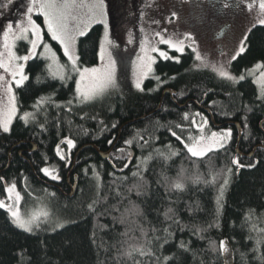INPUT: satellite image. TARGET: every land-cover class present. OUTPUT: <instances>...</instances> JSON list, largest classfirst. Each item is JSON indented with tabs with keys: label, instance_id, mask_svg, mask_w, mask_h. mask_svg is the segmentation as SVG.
I'll return each mask as SVG.
<instances>
[{
	"label": "trees",
	"instance_id": "trees-1",
	"mask_svg": "<svg viewBox=\"0 0 264 264\" xmlns=\"http://www.w3.org/2000/svg\"><path fill=\"white\" fill-rule=\"evenodd\" d=\"M106 3L111 19L130 20L142 31L146 0ZM104 34L96 24L79 39L81 68L99 63ZM27 48L20 43L19 50ZM170 54L157 61L142 90L92 102L77 98V76L61 81L44 58L28 62L29 78L16 89L17 117L10 132L0 133V170L24 195L52 193L66 223L27 232L0 208V264H264V94L254 80L264 65V25L250 31L231 64L235 81L196 68L191 49ZM166 90L175 95L163 97ZM200 107L210 115L203 117ZM24 113L32 114L27 123ZM211 117L234 137L223 149L194 157L172 132L196 136L200 120L216 128ZM67 139L75 143L71 159ZM63 143L64 162L57 154ZM121 145L135 158L117 150ZM88 146L115 150L104 160ZM237 158L245 167L232 163ZM45 167L67 197L44 186ZM69 174L72 186L78 177L73 195Z\"/></svg>",
	"mask_w": 264,
	"mask_h": 264
},
{
	"label": "rangeland",
	"instance_id": "rangeland-1",
	"mask_svg": "<svg viewBox=\"0 0 264 264\" xmlns=\"http://www.w3.org/2000/svg\"><path fill=\"white\" fill-rule=\"evenodd\" d=\"M245 2L246 4L242 7L243 12L242 14H239L240 16L231 18V20L230 18L227 19L233 23L231 24L232 29L224 39L219 40L216 39L217 31L221 26V22L224 21L221 20L220 17H217L213 11L212 6L215 3V0H146V11L144 13L142 31L138 28L135 22L130 20L121 22L116 19H111L109 17L108 6L105 0L102 17L99 15V10H97V18L102 19V23L96 22L95 20L88 21L85 19L87 25L86 33L96 24H103L105 28V34L102 39V44L104 46L103 58H101L100 50L99 63L88 69L97 68L101 71L105 70L108 67L109 58L111 57L115 61L114 77L116 83L115 87L107 88L103 93L86 102H92L97 98L103 99L110 97L113 96L112 94L126 96L133 94L132 92L142 90L145 81L152 77L155 64L158 60L171 59L172 56L170 52H176L179 55H183L188 49H191L195 54L199 53L201 60L206 58L208 65H215L217 68L223 66L224 70L228 73V76H220L211 66H203L200 60H197L196 68L210 70L224 79L233 81L237 80L236 76L231 72V64L243 52L250 31L255 26L264 25V23H261L264 21V0H248V2L245 0L243 3ZM29 3L30 0H0V46L3 44V31L6 29L8 23H12L13 31L17 36H21L22 28L28 27V17L25 13ZM77 11L81 15L87 13V9H78ZM32 20L40 26L44 40V43L40 44L36 49L34 53L35 57H41V53L45 56H50L51 52L44 51V44L50 45L52 52H55L56 56L59 58V64L64 66L61 69L55 64H52L51 68H49V65L52 62L45 59L48 63L50 75L53 77V74H56L57 76L63 74L65 80L77 76V86V81H79L80 76L78 73L71 70V62H69L67 57L63 55V50L60 46L62 54L58 51L54 45V43L57 42L53 41L51 38H46L45 30L47 29L43 16L33 13ZM81 37L82 36L77 37L76 40V55H78V41ZM32 39H34V37L31 32H28L24 34V36H21L20 39H17L15 41L14 49L16 54H27L28 50L31 48L29 41ZM162 40H169L172 44H179L180 41H183V52L181 53L173 50L169 45L162 43ZM109 41H111V43H109ZM9 42H11V36ZM20 43H25L28 46L25 52L19 50ZM164 47H167V49ZM153 48L158 51H153ZM160 52L166 53V56H161L159 54ZM27 64L24 69L25 74ZM149 68L151 69L150 71L148 70ZM142 73L146 74L142 75ZM0 74L5 75L7 80L11 79V77L4 73L2 69H0ZM85 76H91V73H87ZM230 77H234L235 79H231ZM254 80L260 87L262 94H264V65L256 68L254 72ZM137 83L140 84V88L136 87ZM81 87H84L83 83L81 84ZM13 89L16 94L17 88L14 83ZM0 96H3V104H0V107H4L6 106L7 97L3 95L2 91H0ZM80 100H82V97ZM15 103L17 111L9 124L8 132L11 131L18 114L17 102L15 101ZM195 125L200 133L196 136L190 135L194 139L203 136L206 141H210L213 132L220 134L225 129H231V136L227 138L224 144V147H226L234 137L233 129L230 127L206 128V125L203 127L200 123H195ZM2 132L8 133L0 128V133ZM188 138V136L187 138H181L184 146L185 144L190 145L193 143V140H189ZM223 148L218 147V150ZM16 192H18L21 197V199L15 204L20 215L25 218H37L31 232L42 226L49 227L50 229H58L65 225L66 221L61 214V207L58 201L52 198V193L49 192L47 195V192L39 194L28 190L27 195H24L22 190L19 191L17 185ZM11 195L14 196L15 193ZM3 199L4 198L0 196V201H3ZM9 200L10 202H7L6 205L12 206L13 202L11 199ZM3 209L8 210L7 208ZM225 252H228L230 259L231 254L229 248H226Z\"/></svg>",
	"mask_w": 264,
	"mask_h": 264
},
{
	"label": "snow or ice",
	"instance_id": "snow-or-ice-1",
	"mask_svg": "<svg viewBox=\"0 0 264 264\" xmlns=\"http://www.w3.org/2000/svg\"><path fill=\"white\" fill-rule=\"evenodd\" d=\"M105 5V0H30L29 6L26 11L28 17V27L21 29V36L31 32L34 39L30 40L31 48L28 50L27 54L17 55L14 51L15 41L20 39L21 36H17L13 31L12 23H8L6 29L3 31V44L0 46V69L4 73L8 74L11 79L7 80L5 75L0 74V91L3 92V95L7 97L6 106L0 107V128L4 132L9 131V124L15 116L17 111L16 109V94L13 89V83L16 88L23 86L24 82L28 80V76L25 74V65L30 59H35V51L44 43L42 30L40 26L32 20V14L41 15L44 18V23L48 35L53 41H56L57 44L62 48L63 55L67 57V60L71 62V70L78 73L80 76L79 81H77L76 93L77 98L82 97L81 102H86L97 95L103 93L109 87H115V77H114V64L115 61L110 57L108 62V67L101 71L97 68H81L78 65L80 57L75 54V44L77 37L84 36L87 31V25L85 19L88 21L95 20L96 22H103L102 19L97 18V10H99V15L103 16V9ZM78 9H87L85 15L78 13ZM261 23H264L262 21ZM11 36V42L9 38ZM26 38V37H24ZM162 43L169 45L175 51L183 52V41H180L179 44H172L169 40H162ZM111 43V41H109ZM153 51H158L153 48ZM44 51L51 52L50 56H45L41 53V57L51 61L49 65L51 68L52 64H55L58 68H63V65L59 64V58L56 56L55 52H52L50 45L44 44ZM104 46L101 44V58H103ZM161 56H166V53L160 52ZM196 59L201 61L203 66H211L214 71H217L220 76H228V73L224 70L223 66L217 68L215 65H208L207 59L201 60L199 53L196 54ZM151 70L150 68L148 69ZM91 73V76L86 77L85 74ZM146 73H142L145 75ZM53 78H58L61 81L65 80V76L60 74L57 76L53 74ZM70 78V77H69ZM235 79L234 77H230ZM241 80L244 79L243 76L240 77ZM87 81V82H85ZM84 84V87H81V84ZM137 88H140V84H136ZM0 104H3V96H0ZM197 115H199L197 113ZM32 116L30 113H24L22 119L27 123L29 118ZM34 118V117H32ZM185 119H187V114H185ZM195 123V121H193ZM116 127V125H112ZM202 130V129H201ZM173 136H176L177 140H181L180 136H177L175 132H172ZM231 136V129H225L220 134L213 132L211 134V140L206 141L203 136L198 139H194L189 136V140H193L192 144H185L187 151L194 157H203L209 152L223 148L227 138ZM183 143V141L181 140ZM66 143L69 149L75 147V143L71 139H67ZM112 141H109L111 144ZM128 145L132 144V140H127ZM218 146V147H217ZM60 155V159H65L64 155L60 154L59 150L57 152ZM239 168L245 167V165L240 164L239 159H234L232 161ZM41 171L44 175L50 176L51 179H59L58 176L52 175L49 171V168H42ZM231 172V169L228 170ZM135 175V173H133ZM227 183V181H225ZM175 187L180 189L183 185L179 182L175 184ZM6 191L10 194L9 199L12 200V206H8L4 201H0V208H7L12 215L14 223L24 229L25 231L31 232L33 225L36 223V217H22L19 211L16 209L15 204L18 202L21 197L18 192H16V186L13 184L11 187H8ZM15 193V195H11Z\"/></svg>",
	"mask_w": 264,
	"mask_h": 264
},
{
	"label": "flooded vegetation",
	"instance_id": "flooded-vegetation-1",
	"mask_svg": "<svg viewBox=\"0 0 264 264\" xmlns=\"http://www.w3.org/2000/svg\"><path fill=\"white\" fill-rule=\"evenodd\" d=\"M245 0H215V5L213 4V6H212V8H213V11H214V13L217 15V17H220L221 18V20H223L224 22H221V26H220V28H219V30L217 31V36H216V39H219V40H221V39H224L226 36H227V34H228V32L232 29V25L231 24H233L231 21H229V20H227L228 18H230V20H231V18H235V17H238V16H240L239 14H242V12H243V9H242V7L246 4V2L245 3H243ZM247 2H248V0H247ZM188 104H189V102H188ZM184 106H186V105H184ZM201 111H202V116L204 117V115H206V113L207 114H209L210 112L206 109V108H203V107H200L199 108ZM210 115V114H209ZM207 120L208 119H205V120H200V125L201 126H205L206 128L208 127V124H209V120H208V122H207ZM211 123H212V125L214 126V127H216L215 125H214V120H213V117H211ZM207 122V123H206ZM216 124V123H215ZM217 125V124H216ZM219 126V125H218ZM216 128H218V127H216ZM182 138V137H181ZM182 140V139H181ZM69 149V148H68ZM58 150H59V152H60V154H62V155H64V157H65V143H63L62 145H60L59 146V148H58ZM114 150H115V147L113 148V149H111L110 150V152H111V156H112V154H113V152H114ZM117 150H121V151H124V152H126L127 153V155L129 156L130 154H129V152H127V150H126V147H124V146H120V147H118V149ZM37 151V149L36 148H34V150L33 151H30V154H32V153H35ZM71 151V149H69V159H71V157H72V153L70 152ZM26 151L25 150H23L22 152H20V154H19V156L20 157H22V155L25 153ZM78 154V152H76V155ZM76 155L74 156V159H73V161L75 160V157H76ZM129 157H131V156H129ZM128 157V158H129ZM248 157H254V154H252V155H249ZM9 158H11V156H9ZM77 158V160H78V158H79V156H77L76 157ZM111 158V157H110ZM124 158V157H123ZM123 158H122V160H123ZM58 159L60 160V161H65V159H63V160H61L60 159V155H58ZM110 160V159H109ZM126 160V159H125ZM72 161V162H73ZM128 162V161H127ZM74 164V163H73ZM128 164V163H127ZM71 173V172H70ZM42 175L44 176V177H46L49 181H43V184H44V186H46V187H48L49 189H54V188H51V187H58L57 185H55V184H53V179H51L50 178V176H46V175H44L43 174V172H42ZM71 175L69 174L68 175V177H67V183H68V185H70V186H72L71 185V180H70V177ZM75 183H76V176H75ZM74 183V184H75ZM17 185L18 186V189H19V191L21 190L20 189V186L18 185V183L17 182H15V181H12V180H10L9 178H7L6 176H5V171H1L0 170V196L1 197H3L4 199H3V201H4V203L5 204H7V202H10V200L8 199V197H9V193L6 191V189L8 188V187H11L12 185ZM75 186V185H74ZM74 186H72V191H71V193H72V195H73V188H74ZM58 190H61L62 191V194H63V196L65 195L66 196V194H65V191H63L62 189H60L59 187H58ZM52 192H54L53 190H51ZM55 193V192H54ZM67 197V196H66ZM6 210V209H5ZM8 211V210H7ZM9 212V211H8ZM10 213V212H9Z\"/></svg>",
	"mask_w": 264,
	"mask_h": 264
},
{
	"label": "water",
	"instance_id": "water-1",
	"mask_svg": "<svg viewBox=\"0 0 264 264\" xmlns=\"http://www.w3.org/2000/svg\"><path fill=\"white\" fill-rule=\"evenodd\" d=\"M166 94H169V95H171V96H174V95H175V92H173V91H171V90H166V91L164 92L163 97H164ZM214 125H215L216 127H218V128H222V127H223V126H218V125H216L215 123H214ZM234 127L237 128V130L239 131V133H241V127H240L239 124H235ZM87 148H93V149H95V150L97 151V153H98V154H99L104 160H109L110 157H111V152H108V153H102V152H101L97 147H95V146H88ZM80 152H81V150H79V152H78V154L76 155V157L79 156ZM128 152H129L131 158L134 159V158H135V152H134L132 149H128ZM76 157H75V160L73 161V163H74L75 166H76V163H77V158H76ZM111 165L113 166V168L115 169V171H119V170H117V168L114 167L113 164H111ZM75 166H74V168H75ZM74 168H73V170H74ZM119 172H122V171L120 170ZM77 180H78V177L76 176V183H75V186H74V188H73V194L75 193L76 188H77Z\"/></svg>",
	"mask_w": 264,
	"mask_h": 264
}]
</instances>
